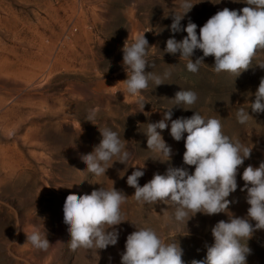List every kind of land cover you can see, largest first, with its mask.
I'll use <instances>...</instances> for the list:
<instances>
[{
  "label": "rangeland",
  "instance_id": "1",
  "mask_svg": "<svg viewBox=\"0 0 264 264\" xmlns=\"http://www.w3.org/2000/svg\"><path fill=\"white\" fill-rule=\"evenodd\" d=\"M180 2L0 0V58L11 62L2 64L0 60V264H121L127 236L136 230L133 223L152 227L166 242L177 239L184 264L204 259L205 245L213 243L211 228L220 220L227 221V213H197L186 225L190 235L176 237L177 226L170 218L174 209L162 202L140 204L132 196L135 189L126 182L133 165L143 166L141 186L155 173L165 174L170 166L194 172V166L183 161L187 133L177 142L170 135V122L167 129H158L173 152L169 162L161 163L149 157L154 154L147 149V136L141 130L147 123L162 119L161 110L172 105L171 98L181 88L198 93L194 107L205 118L219 119L226 135L252 147L250 158L239 167L238 187L227 198L231 201L229 212L247 215L250 205L246 190L241 191L245 184L242 173L248 165L258 167L264 161V113H252L249 108L264 77V68L256 65L264 62V52H259L253 66L236 78L227 72L215 73L212 56L204 58L198 72L187 71L186 61L179 59V54L163 53L169 37L182 40L187 35L185 31H170L173 12H183ZM190 2L196 4L181 25L186 27L190 19L197 24L198 34L217 11L247 6L244 0ZM143 32L150 45L147 59L154 65L147 70L171 75L156 87L150 82L149 90L142 93L147 103L139 112L137 97L128 94L122 82L127 75L121 49L126 39L131 43ZM202 55V50H195L193 60ZM8 69L15 73L6 76ZM94 107L100 109L96 125L84 120ZM240 108L250 114L245 124L237 120ZM172 110L173 119L190 117L194 111L178 106ZM98 127L118 132L131 154L126 165L114 162L102 176L90 173L81 159L99 143ZM101 186H114L127 196L121 205L126 220L115 226L118 242L106 249L73 251L63 222L65 199L71 193L90 194ZM34 229L47 233L50 247L46 251L27 242L26 233ZM248 246L252 250L248 264H264V230H257Z\"/></svg>",
  "mask_w": 264,
  "mask_h": 264
},
{
  "label": "clouds",
  "instance_id": "2",
  "mask_svg": "<svg viewBox=\"0 0 264 264\" xmlns=\"http://www.w3.org/2000/svg\"><path fill=\"white\" fill-rule=\"evenodd\" d=\"M210 2L216 4L220 0ZM244 2L247 6L240 10L225 7L217 11L200 27L198 34L197 24L190 19L186 27L181 25L185 14L196 3L181 0L179 7L183 12H173L170 31H185L187 35L182 40H177L174 35L169 37L163 53L179 54V59L186 61L187 71L192 73L199 71L205 57L212 56L215 73L227 72L238 77L253 66L259 52H264V0ZM149 46L143 32L131 43L129 38L126 39L121 49L122 68L127 75L122 82L126 92L137 97L139 112L144 111L147 103L142 93L149 90L150 82L156 87L166 83L171 75L167 71L161 76L147 70L154 67L147 59ZM197 49L202 50L203 55L193 60ZM256 65L264 68V62ZM254 97L249 104L251 112L264 113V77H261ZM171 100L172 105L161 110L162 119L147 123V127L141 129L147 136V149L154 154L149 157L161 163L171 160L172 148L161 135L170 122V135L175 141L179 142L187 133L183 161L186 165L194 166V172L170 166L165 174L155 173L150 181L141 186L139 178L144 175L143 166L133 165L134 170L126 181L128 186L135 189L132 196L142 205L162 202L173 208L170 218L177 226L176 237L190 235L186 225L197 213L208 216L227 213V221L220 220L211 228L213 243L205 245V258L193 259L191 264H248L247 257L252 251L248 241L257 230H264V161L258 167L248 165L244 168L242 179L245 184L241 191L246 190V202L250 206L245 217L233 215L229 212L231 201L227 198L238 187L239 167L250 158L252 147L226 135L219 119L205 118L197 111L194 107L199 100L196 91L181 88ZM173 106L194 111L190 117L173 119ZM99 112L98 107L90 109L84 120L95 124ZM249 115L244 108L236 113L240 124L247 123ZM98 129L101 134L99 143L81 159L90 173L102 176L114 162L126 165L131 154L118 132L109 127ZM126 197L114 186L111 189L101 186L90 194L80 196L75 193L67 195L63 205V222L70 236L69 248L73 251L78 248L101 250L116 245L119 231L115 226L126 220L121 213V205ZM133 225L136 230L127 236L121 264H184L183 249L177 239L166 242L152 227ZM26 237L27 242L36 249L46 251L50 247L47 233L39 229L26 233Z\"/></svg>",
  "mask_w": 264,
  "mask_h": 264
},
{
  "label": "bare ground",
  "instance_id": "3",
  "mask_svg": "<svg viewBox=\"0 0 264 264\" xmlns=\"http://www.w3.org/2000/svg\"><path fill=\"white\" fill-rule=\"evenodd\" d=\"M12 32V31H11ZM42 35V34H41ZM12 36V35H11ZM8 37V36H7ZM15 37H17V36H15ZM41 38V37H40ZM43 38V37H42ZM45 38V37H44ZM19 39V38H18ZM14 40V39H13ZM43 40V39H42ZM17 41V40H16ZM26 41V40H25ZM27 42V41H26ZM17 43H20V44H23V41H17ZM45 43V42H44ZM27 44V43H26ZM46 44V43H45ZM42 45H43V43H42ZM1 47V46H0ZM8 47H10V46H8ZM7 47V48H8ZM40 47H41V45H40ZM44 47V46H43ZM13 49V48H12ZM41 49V48H40ZM1 50V49H0ZM4 50V49H3ZM16 50V49H15ZM43 50V49H42ZM12 51H14V49L12 50ZM27 51V50H26ZM30 52V51H29ZM41 52V51H40ZM43 52H45V51H43ZM38 53V52H37ZM7 55V54H6ZM24 56H25V58H28L29 56H28V54L26 53H24L23 54ZM2 58V57H1ZM0 58V60L2 61V64H5V63H11L10 61H8V58H6V57H3L2 59ZM22 60V59H21ZM25 60V59H24ZM5 62V63H4ZM25 62L27 63V61L25 60ZM1 63V62H0ZM24 63V62H23ZM1 65V64H0ZM2 68V66L0 67V69ZM4 68H6V67H4ZM11 69V68H10ZM10 69H8L7 71H6V76H7V74H14L15 72L13 71V70H10ZM2 70V69H1ZM25 71V70H24ZM0 73H1V71H0ZM16 73H18V72H16ZM4 74V73H3ZM8 75V76H9ZM11 76V75H10ZM14 76V75H13ZM17 77V76H16Z\"/></svg>",
  "mask_w": 264,
  "mask_h": 264
}]
</instances>
